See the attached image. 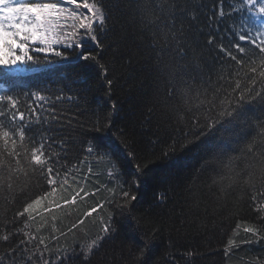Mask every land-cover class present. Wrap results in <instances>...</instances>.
Returning <instances> with one entry per match:
<instances>
[{"label":"trees","instance_id":"16d2710c","mask_svg":"<svg viewBox=\"0 0 264 264\" xmlns=\"http://www.w3.org/2000/svg\"><path fill=\"white\" fill-rule=\"evenodd\" d=\"M263 3L100 0L103 47L86 42V48L99 51L113 81L110 88L93 65L71 58L52 73L0 76V95H17L34 84L47 90L41 94L72 97L58 102L70 123L56 126L45 113L25 131L37 140L53 131L58 140H67V152L55 145L52 151L70 170L79 163L77 177L87 172L89 160L100 159L86 155L88 137L96 135L89 126L111 117L112 137L118 138L114 155L123 172L119 183L138 195L130 213L105 203L116 231L93 249L88 264H140V235L154 227L159 239L144 264H247L264 258V241L243 244L248 236L243 227L237 229L258 224L256 207H264V43L254 35L255 10ZM0 124L8 125V118L0 117ZM108 158L116 163L108 156L101 160ZM134 163L145 169L142 176ZM9 182L10 189L0 188V228L14 218L12 227H22L23 218L15 213L46 187L23 173L0 178V184ZM114 195L103 191L85 207L72 208L73 221ZM101 212L85 218L83 232H67L70 215L56 221L67 233L62 245L94 238ZM41 234L48 235V229ZM230 239L239 247L227 256Z\"/></svg>","mask_w":264,"mask_h":264},{"label":"snow or ice","instance_id":"6c2138e0","mask_svg":"<svg viewBox=\"0 0 264 264\" xmlns=\"http://www.w3.org/2000/svg\"><path fill=\"white\" fill-rule=\"evenodd\" d=\"M99 3L100 0H0V76L52 73L62 66L61 62L71 58L85 65H93L110 88L113 81L108 78V66L102 62L99 51L93 54L86 48V42L93 43L97 49L103 47L98 37L105 27V13L98 6ZM66 50H71V57ZM46 91L39 85L29 84L26 90L22 88L17 95H0V117L9 120L8 125L0 124V178H14L23 173L42 186L46 185L42 192L15 213L16 218H23L20 221L22 227H12L16 223L14 218L0 228V242L4 245L0 248V264H72L73 258H80V264H88L93 249L116 231L112 212L105 207V203L130 213L133 202L137 200V192L119 183L123 172L114 155L118 152V138L112 137L111 117L93 122L89 130L96 135L88 137L90 143L86 155L100 159L108 156L116 161L113 175L117 178L119 193L104 203L93 204L68 226V233L74 229L83 232L87 227L85 218L92 217L93 213L100 217L97 212L99 208L104 215L98 220L99 231L94 238L80 245H62L61 241L67 238V233L56 227L57 212L72 208L78 200L83 202L89 193L81 184L86 176L77 177L79 163H75L70 170L61 163L64 157L52 151L55 145L67 152L68 149L63 148L67 140H58L54 131L41 136L39 140L26 134L25 128H31L32 123L42 122L45 113L56 126H63L64 121L70 123V119L58 110V102L72 97L62 92L41 94ZM119 148H123L130 160L135 159L134 153H130L124 145H119ZM134 167L142 176L145 169L139 163H134ZM88 171L91 174L90 168ZM73 185L79 186L74 188ZM132 185L139 187V176L132 179ZM4 187L10 189L11 182L8 185L0 184V188ZM256 211L258 224L237 225V229L243 227V232L248 236L241 241L243 244L264 241V207H256ZM89 223H93V220H89ZM45 228L48 235L41 234ZM159 233L160 229L154 227L152 231L140 235L142 243L137 256L140 264H144L149 248L159 239ZM236 247L239 244L230 239L224 253L230 256ZM247 264H264V258L252 259Z\"/></svg>","mask_w":264,"mask_h":264},{"label":"rangeland","instance_id":"374dc122","mask_svg":"<svg viewBox=\"0 0 264 264\" xmlns=\"http://www.w3.org/2000/svg\"><path fill=\"white\" fill-rule=\"evenodd\" d=\"M115 163L108 158V160H101V159H95V160H89L87 169H91V174H89V171H80V176H86V180L82 181L81 184L86 188L89 195L85 197L83 202L77 201V204L74 205L72 208L78 210L80 207H85V203L89 204V202H93L95 200V197H98L101 192L109 191V189H113V191H110L112 195L115 193V188L117 187V178L113 175L114 168L113 165ZM120 182V179H119ZM79 185H73V187H78ZM106 201V200H105ZM103 199L101 200V203L105 202ZM72 208H68L65 211H58L57 212V221L63 219L64 217H68L69 215L72 218L70 221H73L76 219V217H73L71 215ZM102 210L97 209V212L102 215ZM97 213H93V215H96ZM56 223V222H55Z\"/></svg>","mask_w":264,"mask_h":264}]
</instances>
